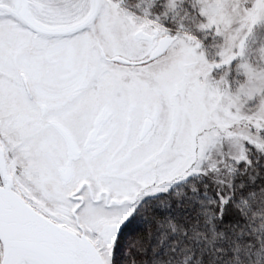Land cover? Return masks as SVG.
I'll return each instance as SVG.
<instances>
[{
    "label": "snow or ice",
    "instance_id": "snow-or-ice-1",
    "mask_svg": "<svg viewBox=\"0 0 264 264\" xmlns=\"http://www.w3.org/2000/svg\"><path fill=\"white\" fill-rule=\"evenodd\" d=\"M0 264H264V0H0Z\"/></svg>",
    "mask_w": 264,
    "mask_h": 264
}]
</instances>
